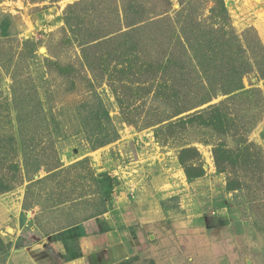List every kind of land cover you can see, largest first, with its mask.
<instances>
[{
	"label": "rangeland",
	"instance_id": "obj_1",
	"mask_svg": "<svg viewBox=\"0 0 264 264\" xmlns=\"http://www.w3.org/2000/svg\"><path fill=\"white\" fill-rule=\"evenodd\" d=\"M0 264H264V0H0Z\"/></svg>",
	"mask_w": 264,
	"mask_h": 264
},
{
	"label": "trees",
	"instance_id": "obj_2",
	"mask_svg": "<svg viewBox=\"0 0 264 264\" xmlns=\"http://www.w3.org/2000/svg\"><path fill=\"white\" fill-rule=\"evenodd\" d=\"M106 40V39H105ZM107 40H109V39H107ZM123 63H126L127 65H126V69L127 68H129L128 70H131V66L132 65H130V62L129 61H124ZM145 66L146 67H149L148 68V73H150V72H152L151 70H154V63L153 62H151V61H149V63H146L145 62ZM126 69H123V70H121L120 69V71H124V70H126ZM237 74L239 75V73H237L234 69H230L229 71H227L226 72V77L222 80V82H221V85L219 86V85H217V86H219L218 87V89H219V92L220 93H223L224 95H227V94H231V93H235V92H238L239 90H241L242 89V87H241V85H240V83L238 82H236V81H233V80H229L230 78H232L233 76H237ZM202 76H203V78L204 77H206L205 75H204V73L202 72ZM183 77V76H182ZM146 80V79H145ZM151 80V79H150ZM168 83H170L169 82V80L168 79H166V81L164 82V83H162L161 84V86L160 87H156V89H155V92L153 91V93L155 94V96L157 97V96H163V97H165V92L166 93H170V90L167 88L168 87ZM143 84L148 88V89H150L149 88V86H150V84L148 83V82H146V81H143ZM226 84H228V85H226ZM145 86H143L144 87V90L146 91L147 89H146V87ZM217 89V90H218ZM177 92H178V90H177ZM191 91L188 89V93H190ZM211 92H213L212 91V89L211 88H209L208 89V91H205V95H207L208 93H211ZM157 94V95H156ZM178 95H181V93L180 92H178ZM205 95H203V97H201V99H199L198 100V102L195 104L196 106L195 107H198V106H201V105H203V104H205V103H207V102H209L211 99H212V96H210V97H206ZM214 109H217V108H214ZM180 114V113H179ZM24 116H22V118H21V116L19 115V117H18V119H22V120H27V118H23ZM20 121V120H19ZM56 123V122H55ZM117 136V134H114L113 135V137L112 138H110L109 140H107L106 142L107 143H110V142H112V140H115V137ZM106 143V144H107ZM100 146H102V145H100ZM111 184H112V179H110V178H108L107 176L105 177H103V179L102 180H99L98 182H97V185H98V190H99V194L100 193H103L104 191H102L103 190V187L104 186H107L108 188H110L111 187ZM102 191V192H101ZM109 191V190H108ZM76 258V257H75ZM78 258V257H77Z\"/></svg>",
	"mask_w": 264,
	"mask_h": 264
},
{
	"label": "crops",
	"instance_id": "obj_3",
	"mask_svg": "<svg viewBox=\"0 0 264 264\" xmlns=\"http://www.w3.org/2000/svg\"><path fill=\"white\" fill-rule=\"evenodd\" d=\"M111 234H112V237H113L115 243L122 244L121 243V239H120V237H119V235H118L117 232L112 231ZM78 237H79L78 240L80 242V246L79 247H81V250H82L81 251V255L83 254V256H84V254H86V250H92L93 249L92 248L93 246H95V247L97 246L96 245V242L98 241V243H102V239H103V235H100V234L97 235V236L87 235V236H78ZM94 238H95V240H94ZM94 241H96V242L94 243ZM97 248L98 247H96V249ZM89 252H91V251H89ZM76 261L77 260H75L74 262L76 263Z\"/></svg>",
	"mask_w": 264,
	"mask_h": 264
}]
</instances>
